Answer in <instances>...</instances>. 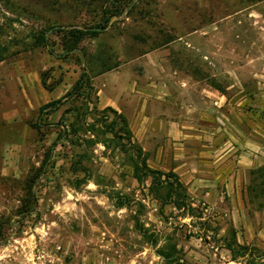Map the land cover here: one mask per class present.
<instances>
[{"label":"rangeland","instance_id":"obj_1","mask_svg":"<svg viewBox=\"0 0 264 264\" xmlns=\"http://www.w3.org/2000/svg\"><path fill=\"white\" fill-rule=\"evenodd\" d=\"M95 4L0 0V264H264V0H133L77 49L66 51L56 29L46 43L36 39L54 24L93 25ZM157 48L192 72L184 79L201 99L203 87L224 92L233 103L224 110L254 141L256 166L243 175L237 206L226 193L204 202L189 195L178 208L168 186L151 190L153 177L140 170L136 178L137 152L118 137L100 89L123 104L134 103L117 88L129 76L175 91L150 58L129 63ZM84 73L93 90L65 97ZM139 145L151 168L172 170Z\"/></svg>","mask_w":264,"mask_h":264},{"label":"crops","instance_id":"obj_2","mask_svg":"<svg viewBox=\"0 0 264 264\" xmlns=\"http://www.w3.org/2000/svg\"><path fill=\"white\" fill-rule=\"evenodd\" d=\"M184 49L186 55L183 57L190 56L191 49ZM168 50L157 48L129 63L142 67L150 58L153 62L149 67L152 65L158 76L164 72L171 75L175 91H170L171 88L166 90L161 81H151L150 85L144 86L139 79L129 76L121 78L125 81H121L117 88L124 94V100H132L133 104L126 103L129 104L127 107L120 96L107 95L104 89H100L101 103L127 116L134 139L150 151V156L174 163L168 169L179 176L193 201H215L227 193L237 206L240 199L244 200L246 187L243 175L247 169L256 166L258 157L250 147V136H243L236 127V118L233 121V115L224 110L226 105L233 104L227 95L217 88L203 87L201 99L194 92L198 90H193L190 80L184 79L191 77L192 72L182 64L177 65L178 62L173 65L164 62L167 61L163 57ZM177 56H174L175 61ZM181 80L186 86L180 84ZM155 101L166 106L155 107ZM130 108H133V113H128Z\"/></svg>","mask_w":264,"mask_h":264},{"label":"trees","instance_id":"obj_3","mask_svg":"<svg viewBox=\"0 0 264 264\" xmlns=\"http://www.w3.org/2000/svg\"><path fill=\"white\" fill-rule=\"evenodd\" d=\"M80 1V3L84 4L87 7H90L91 5H94V2L98 3V5L92 7V13H94V18L96 19V23L93 25H87L83 27H72L68 29H62L56 27V25H52L51 28H47L42 30L38 36H36V39L40 41V43L43 41V43L47 42V36L46 33L50 29H56V31L63 33V43H64V49L66 51H72L74 49H77L80 47L81 42L87 38V37H97L101 30H103L108 22L109 19L115 15H117L119 12L124 10L126 7L131 5L133 3V0H89L87 2L86 0H77ZM113 1L112 4L115 5L116 8H118L117 11H110L109 10V5L108 2ZM140 0H138L139 3ZM137 3H135L132 7L136 8ZM98 8V9H96ZM100 14L98 15L97 13ZM170 37L164 40V42L158 44V46L162 44H167L168 42L172 41ZM4 60V56L2 52H0V61ZM104 65L105 64L104 62ZM111 66H106L103 69L108 70L111 69ZM102 70V71H105ZM89 88L91 91L93 90V86L90 82L89 77L87 76V73H84L77 81V83L73 86L72 90H70L65 97L67 96H74L75 94H78L82 88ZM111 111L114 112L116 117L119 119L118 121L121 123L120 129L122 130L123 134L118 135L119 138L125 140V146L126 148L134 149L137 152V159H134L135 162V167L138 172H136V178L138 180H142L143 176L139 173L140 171H143L146 174H149L153 177V182L152 185L150 186L151 190H155V187L158 185H166L168 186V191H167V200L172 199L173 196H175V199L170 200L176 207L182 208L186 207L188 204L189 200V194L187 192V187L186 185L180 180L179 176L174 172V171H169V172H162L160 170H155L151 168L146 161L145 157H142L143 150L139 143L134 139V134L129 126V122L127 118L122 114L119 113L115 108L108 106L104 109V111ZM117 133V132H116ZM117 135V134H116ZM141 159V161H139ZM258 172L261 173L262 181L259 184V187H261L262 190H264L263 185H264V166L259 168ZM164 177V178H163ZM256 186H250V192H254L256 190ZM166 201V200H165ZM1 231V230H0ZM1 235V233H0ZM230 249L233 250L232 244L229 247Z\"/></svg>","mask_w":264,"mask_h":264}]
</instances>
